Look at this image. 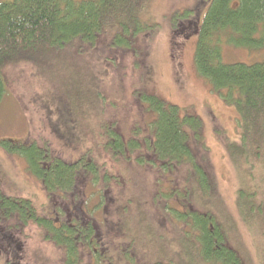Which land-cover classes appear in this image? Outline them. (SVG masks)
<instances>
[{"label": "rangeland", "instance_id": "1", "mask_svg": "<svg viewBox=\"0 0 264 264\" xmlns=\"http://www.w3.org/2000/svg\"><path fill=\"white\" fill-rule=\"evenodd\" d=\"M142 4L144 30L130 50L111 45L112 25H108L97 50L69 49L56 55H61L59 62L47 55L40 66L22 62L8 69L7 94L0 104V192L30 201L43 217H54L57 212L60 219H66L73 210H81L87 214L90 211L97 222L105 219L113 228L130 222L126 226L131 230L127 231V239L122 237L125 231H117L106 241L114 256L130 247L135 227L141 249L130 253L138 257V264L153 263L155 259L163 264H184L179 242L187 238L161 210V192L175 187L166 183V175L149 161L152 154L144 142L150 138L151 116L139 97L142 92L153 93L181 112L196 114L203 123L206 152L200 159L209 170L215 191L210 202L198 195L195 207L213 213L243 264H264V226H253L240 216L237 193L241 185L226 153V143L238 138V114L198 76L194 67L197 37L192 27L186 24L175 33L171 23L173 14L187 9L202 16L207 0H144ZM110 20L107 23H112ZM148 24L152 31H148ZM221 50L223 63L264 62V48L247 51L226 44ZM107 129L126 141L137 142L139 149L130 157L113 154L106 145ZM6 140L34 143L52 159L63 162L91 159L101 179L108 177V183L93 187L90 181L78 179L76 197L61 193L50 196L42 182L30 174L25 160L17 152L2 148ZM190 145L198 150L194 140ZM138 157L140 163L135 160ZM179 181L175 179L176 187ZM104 194L107 198L102 204ZM119 206H128L130 214L118 222ZM2 222L16 241L11 247L0 237V264H63L62 250L45 239L40 227L33 223L23 227L14 217ZM186 253L187 264H202L196 245L194 249L188 246ZM88 261L82 257L83 264Z\"/></svg>", "mask_w": 264, "mask_h": 264}, {"label": "trees", "instance_id": "2", "mask_svg": "<svg viewBox=\"0 0 264 264\" xmlns=\"http://www.w3.org/2000/svg\"><path fill=\"white\" fill-rule=\"evenodd\" d=\"M143 1H0V104L7 94L8 69L22 62L40 66L47 55L59 62L61 55H56H63L69 49H77L78 52L97 50V42L108 25H112L111 45L130 50L144 30L141 17ZM109 19L112 23H107ZM171 23L175 33L186 24L192 27L193 36L197 37L194 67L198 76L209 84L210 91L220 97L225 106L238 114L237 141L226 143L227 157L241 185L237 206L240 216L245 221L249 220L247 223L264 226V62L251 65L221 62V49L226 44L247 51L264 48V0H209L202 16L198 17L193 9H187L173 14ZM149 25L148 31H152ZM40 69L43 72V68ZM139 98L143 109L151 116L150 138L144 139L152 154L149 161L161 170L162 175H166L165 182L175 187L169 192H161L164 200L161 210L166 219L183 229L187 238L179 242L183 263H188V246L194 249L196 245L202 264H243L228 244L226 234L213 213L195 207V202L199 204L198 195L210 202L215 191L209 170L202 162L206 152L202 121L196 114L186 110L181 112L180 108L165 103L153 93L142 92ZM105 133L109 136L107 148L115 155L130 157L139 149L137 142L123 140L112 129ZM191 139L198 143L197 151L190 145ZM1 146L9 153L17 152L25 160L30 174L42 182L50 196L61 193L76 197L78 179L90 181L93 187L108 183V177L101 179L100 171L91 159L82 158L72 163L52 159L46 150L39 149L34 143L6 140ZM135 160L140 163L139 157ZM175 179H180L178 187L174 185ZM94 194L91 192L90 195ZM106 198L105 194L101 197L102 204ZM119 208L118 222L130 214H127L128 206ZM102 211L105 215V208ZM89 214L73 210L66 219H60L57 212L54 217H43L30 201L9 198L0 192V229L3 230L0 237H4L6 245L11 244L12 247L15 243L16 238L2 222L14 217L23 227L29 223L40 227L45 239L62 250L63 264H83L82 257L88 258V264H138V257L130 253L141 249L138 246L141 238H135L137 229L134 227L132 231L135 242L131 241L126 251L114 256V252L107 249L106 241L117 231H125L122 237L127 239L130 235L126 226L130 222L118 223V227L113 228L105 219L97 222ZM191 236L192 239L189 238ZM123 252L125 254L122 255ZM156 260L144 264H163Z\"/></svg>", "mask_w": 264, "mask_h": 264}, {"label": "bare ground", "instance_id": "3", "mask_svg": "<svg viewBox=\"0 0 264 264\" xmlns=\"http://www.w3.org/2000/svg\"><path fill=\"white\" fill-rule=\"evenodd\" d=\"M175 156V155H174Z\"/></svg>", "mask_w": 264, "mask_h": 264}]
</instances>
